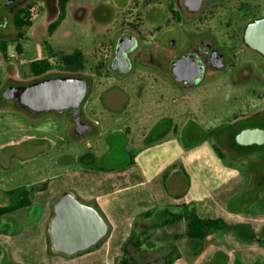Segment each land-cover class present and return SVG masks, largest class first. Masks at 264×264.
Segmentation results:
<instances>
[{
  "label": "rangeland",
  "instance_id": "rangeland-1",
  "mask_svg": "<svg viewBox=\"0 0 264 264\" xmlns=\"http://www.w3.org/2000/svg\"><path fill=\"white\" fill-rule=\"evenodd\" d=\"M77 2L89 9H82L77 18L70 17L64 25L66 32L52 39L45 24L51 26L59 17L55 0H0V40L9 43L8 53L0 52V99L10 87L39 80L32 73L27 56L21 55L16 48L15 14L32 4L33 25L26 30L28 51L37 58L45 56L57 61L77 50L84 53L78 72L57 66L47 77L73 75L91 83L82 110L85 119L94 125L90 134L76 137L72 117L67 113L32 115L19 109L14 100L0 101V191L4 192V197L7 198L5 191L28 189L38 179L56 176L64 170L84 169L86 174H104L103 177H86L92 182L80 183L90 193V198L82 196L76 190L77 186L76 189L70 186L55 190V202L69 191L99 211L101 206L108 205L117 213L121 211L120 201L136 195L144 200L150 191H158L163 183V173L171 172L175 166L187 172L188 180L195 183L197 178L202 179L212 190L221 184L231 185V171L236 169L241 168L240 172L246 174L249 169L264 170V144L241 145L237 142V136L243 130L264 128V57L243 47L240 36L245 27V14L237 11L235 3L209 0L211 4L218 3L223 7L209 15L208 31L220 45L233 48L237 59L234 60L235 67L239 69L249 64L251 69L208 71L201 84L184 88L170 80L162 56L163 68L155 66L158 55L153 35L156 27L162 26L167 37L172 33H187L186 29L193 30L189 34H196L190 24L179 26L171 21L170 0H162V6L158 0H134L133 4L130 0ZM210 8L209 5L208 10ZM73 12L78 14V5L73 7ZM51 19L53 22L49 23ZM35 24L38 28L33 31ZM129 32L138 37L140 46L131 54L133 70L121 74L113 69L112 62L120 38ZM154 56H157L155 61ZM174 126L179 130L183 128L180 135L175 134ZM221 126L218 137L209 135L211 129ZM191 131L192 136L189 135ZM216 146L224 153L223 157ZM254 151L261 153L251 155ZM149 180V187L119 190L124 185ZM249 186L244 184L237 189L238 198L228 204L230 210L242 206L244 213L252 209L264 211L258 203L249 202ZM185 204L196 208L198 205L152 206L145 199L138 207L157 212L166 207L178 210V206ZM42 211L43 204L36 202L28 209L13 212L11 217H0V232L15 233L29 223L28 220L40 217ZM21 216L24 220L15 229L10 222ZM136 221L139 230L151 222L146 218ZM185 229L184 222L161 229L154 232V240L168 246L171 238ZM152 234L150 231L148 237ZM151 246L149 243L148 247ZM3 253V260L9 261ZM50 254L59 253L50 251ZM148 257L137 255V264H145Z\"/></svg>",
  "mask_w": 264,
  "mask_h": 264
},
{
  "label": "crops",
  "instance_id": "crops-1",
  "mask_svg": "<svg viewBox=\"0 0 264 264\" xmlns=\"http://www.w3.org/2000/svg\"><path fill=\"white\" fill-rule=\"evenodd\" d=\"M55 2L58 6V1L55 0ZM75 5L79 7L77 15L73 12ZM82 9L88 10L89 8L83 6L77 0H72L68 5L66 19L52 35L50 34V37L55 39L57 36L65 33L64 25L67 20L70 17L77 18ZM52 22L53 19L49 23ZM45 27L49 32L50 26L45 24ZM37 28L38 25L35 24L32 30L35 31ZM222 128L223 126L211 129L209 135L218 137ZM182 130L183 128L179 130L177 126H174L173 129L177 135H180ZM189 135L192 136L193 132L191 131ZM259 153L261 152L254 151L251 155L258 156ZM222 156H224L223 152ZM165 168L166 166L158 173L160 174ZM240 169L231 171L233 172L230 178L231 185L221 184L217 186V189L212 190L205 186V182L202 179L197 178L196 181L198 182L195 183L188 180L187 172L175 166L171 172L163 173L162 188L160 187L158 191H150L144 200L147 199V201L151 202L152 206L155 204L195 203L198 204L197 211L200 217L224 219L232 225H249L257 237L260 238L264 232V211L261 212L258 209H252L248 213H244L241 211L242 206L240 209L233 208L230 210L228 204L238 196L237 189L246 184L247 186L250 185L249 190L247 189V193H251V200L249 202L258 203L260 208L264 210V191L262 190L264 189V170L259 169L257 171L256 168L254 171L253 169H249V174H246L241 173ZM82 170H64L56 176L50 175L43 180L38 179L35 181L33 186H42V184L48 182V188L35 193L31 200L32 205L36 202L43 204V211L40 217L34 218L33 220H28L29 218L26 216L29 223L25 226L22 225L21 230H18L16 225H20L24 217L13 218L10 223L17 229L15 233L6 234L0 232V264H117L118 259L123 255V244L130 237L134 224L138 223L136 220L145 219L143 215L149 211V209L138 207V203L144 201L138 198V195L120 201L121 211L117 213L112 211L111 206L103 205L100 207L110 226V233L105 238L106 240L104 242L102 241L101 246L72 257L50 254L49 227L54 215L53 206L55 200L53 196L56 194L55 190H65L70 186L76 189L77 186L78 189L76 190L82 196L90 198V193L84 187L80 186V183L86 181L92 182L91 179H86V177L92 178L95 174H86ZM221 170L225 171V168L222 167ZM122 175L120 178H123ZM95 176L103 177L104 174L96 173ZM76 183L77 185H75ZM150 183L151 181L149 180L135 185L127 184L120 187L119 190H130L134 187L142 186L149 187ZM171 189L172 191H170ZM8 191L11 190L5 192L7 193ZM0 192V203L7 202V200H4V192ZM51 192H53L52 195H50ZM237 198L236 200L239 202ZM11 214L7 216L11 217ZM185 231L180 234H175L171 238L170 243H174V246L178 249L173 257V264H264V245L257 241L246 240L234 231L217 232L205 240L187 239L183 236ZM176 235H179V237L173 239ZM150 244L152 245L153 252L161 249L158 241L155 242L153 240ZM2 250L5 252V256L9 261L3 260L4 253Z\"/></svg>",
  "mask_w": 264,
  "mask_h": 264
},
{
  "label": "water",
  "instance_id": "water-1",
  "mask_svg": "<svg viewBox=\"0 0 264 264\" xmlns=\"http://www.w3.org/2000/svg\"><path fill=\"white\" fill-rule=\"evenodd\" d=\"M195 0H186V4L196 11ZM12 2V1H11ZM246 42L264 54V18L251 23L246 31ZM138 44L136 36L123 35L119 40L118 58L114 68L123 71L118 66L121 58L132 51ZM217 68L224 66L223 56H214ZM188 60L189 68L186 74L179 73L178 81L195 84L203 79L202 65L192 58H183L178 66L183 67ZM91 91V83L83 77L65 75L41 78L25 86L8 88L0 101L14 100L19 109L27 110L32 115L47 113L64 114L72 117L74 135L85 137L93 130V126L82 120V108ZM241 145L264 144V128L251 127L243 130L237 136ZM54 215L50 222L49 234L52 248L56 253L65 256H75L96 247L110 233V226L104 216L94 206L86 204L71 192H64L53 206Z\"/></svg>",
  "mask_w": 264,
  "mask_h": 264
},
{
  "label": "trees",
  "instance_id": "trees-1",
  "mask_svg": "<svg viewBox=\"0 0 264 264\" xmlns=\"http://www.w3.org/2000/svg\"><path fill=\"white\" fill-rule=\"evenodd\" d=\"M59 17L51 24L49 32L52 35L63 23L67 17L68 5L72 0H57ZM32 4H28L26 7L19 9L14 17V24L17 29V51L24 56H27L30 69L35 77L38 79L47 77V74L55 69V66L51 64V58L40 57L37 58L28 51V41L26 39V30L33 25L30 10ZM9 50V43L7 41L0 40V52L7 54ZM84 61V53L81 50L75 51L73 54L64 55L59 60L60 67L70 72H78L81 69V65ZM2 83L0 80V87ZM221 157L222 152L217 148ZM48 188V182L42 184V186H32L28 189H14L6 193L7 200L5 203H0V217L9 215L18 210L27 209L32 205V196ZM101 212V211H100ZM107 220L106 216L101 213ZM143 217L149 219L151 222L146 224L144 229L139 230V224L135 223L130 237L125 241L122 246L123 255L118 259L117 264H137V255L149 256L145 264H173L174 255L178 249L174 246V243H170L168 246H163L159 242L162 249L154 251L156 253H162L161 257L154 255L152 248L148 247V244L154 240V236L157 231L186 223V231L183 236L187 239L205 240L210 235L217 232L234 231L241 237L249 241H257L264 245V232L260 238L254 233L252 228L246 224L232 225L224 219H212L202 218L198 214L197 208L191 204H185L178 206V210H173L170 207H166L157 212L148 211ZM108 222V220H107ZM150 231H153L152 236L148 237ZM155 232V234H154ZM176 235L173 239L178 238ZM156 242V240H155ZM102 244L99 243L96 247ZM94 247V248H96ZM49 250L55 252L52 248L51 237L49 236ZM88 252V251H87Z\"/></svg>",
  "mask_w": 264,
  "mask_h": 264
},
{
  "label": "flooded vegetation",
  "instance_id": "flooded-vegetation-1",
  "mask_svg": "<svg viewBox=\"0 0 264 264\" xmlns=\"http://www.w3.org/2000/svg\"><path fill=\"white\" fill-rule=\"evenodd\" d=\"M130 1L133 4L134 0ZM158 1L159 6H162L163 3H160L162 0ZM227 1H229V3H235L237 11L239 13L245 14V16H243L245 20V27L242 35L240 36V41L243 47L254 51L264 57L263 53L259 52L256 49H253L245 39L248 26L254 21L264 18V0ZM194 3H196V6H198V9L196 11H193V9L186 4V0H181V2H177V0H170V2H168V11L170 13L171 21L178 24L179 26H187L188 24H190L192 27H194V32L196 34L195 36L193 34H189L193 30L186 29L187 33L180 32L179 34L175 35L172 33L169 37H167L166 34H163L162 26L156 27L155 33L153 35L155 50L157 53L156 55H158V57H153L154 61L157 57L155 66L163 68V66L161 65L162 56L165 59V67L170 80L184 88H194L201 84V82L207 77L208 71L218 73L229 69H235L237 71L246 70L247 68L251 69V66L249 64H246L239 69L235 67V61L237 59L235 58L233 48L228 47L226 44H224V46L220 45L217 39L214 38L208 31L209 15L212 16L214 14L213 10L222 8L223 5L218 3L211 4L209 0H195ZM209 5L211 6L210 10H208ZM125 34L136 36L135 34H132L130 32ZM136 38L138 40L137 46L132 51L123 56L121 58V62L118 64V66L123 70L121 72L114 68L115 61L118 58V42L112 62V67L117 73L128 74L133 70L134 62L131 58V54L134 53L140 46V40L137 36ZM167 40L169 42H167ZM218 55L223 56L224 66L221 68H217L214 65V56L218 57ZM183 58H192L193 60H197L202 65L204 71L203 79L197 80L195 84H190L187 81H178V72H181V74H186L189 68L188 60L184 62L185 64L183 67H181V69L178 66V61ZM81 116L83 121L90 123L94 128V125L83 116V110Z\"/></svg>",
  "mask_w": 264,
  "mask_h": 264
},
{
  "label": "built area",
  "instance_id": "built-area-1",
  "mask_svg": "<svg viewBox=\"0 0 264 264\" xmlns=\"http://www.w3.org/2000/svg\"><path fill=\"white\" fill-rule=\"evenodd\" d=\"M51 64H52L53 66H55V67H57V66L60 65L59 61H57V60H51Z\"/></svg>",
  "mask_w": 264,
  "mask_h": 264
}]
</instances>
